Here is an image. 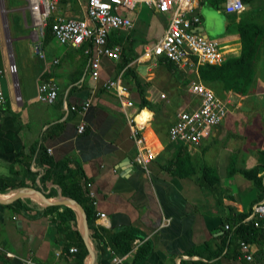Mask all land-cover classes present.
I'll list each match as a JSON object with an SVG mask.
<instances>
[{
    "label": "crops",
    "instance_id": "1",
    "mask_svg": "<svg viewBox=\"0 0 264 264\" xmlns=\"http://www.w3.org/2000/svg\"><path fill=\"white\" fill-rule=\"evenodd\" d=\"M224 3L225 0H200L196 10L200 24L196 31L207 38L232 39L233 49L237 51L240 44L235 22L244 14L263 9L264 0H241L243 8L239 13H226ZM27 12L32 24L28 9ZM57 14L82 17L78 5L70 0L61 1ZM128 15L133 27L117 32L118 43L111 42L125 49L122 54L128 63L118 68L123 61L122 54L115 61L102 58L97 81L91 80L86 72L84 47H63L52 36L46 40L43 33L40 37L36 33L44 54V59H39L33 51L35 28H0L1 87L5 98L0 107V178L25 186L0 194V198L30 189L46 194L54 188L50 179H42L47 167L37 155L44 150L53 163L66 162L68 167L76 164L82 170V179L92 183L95 213L106 216L103 227L111 230L134 228L141 237V240L135 239L139 245L143 241L150 243L152 251L143 264H177L180 258H188L186 252L190 249H200L205 244L210 252L221 250L217 257L204 264H264L263 239H257V244L247 243L258 248L251 262L239 256V242L233 240V236H228L226 242L224 239L228 231L225 226L229 227L227 221L232 220L233 226L240 214H246L241 220L246 223L243 221L248 218L251 207L263 196L264 171L256 174L259 184L247 183L238 176L240 170L255 167L257 156L249 160L242 148L239 152H225L220 173L216 159H209L211 165L207 160L203 162L208 151L204 141L215 143L213 137L219 126L197 146L173 144L167 133H163L165 144L161 143L153 123L164 119L169 126L172 119L169 123L168 115L173 118V113L190 101L186 92L188 81L202 82L196 69L191 70L194 76L190 80L191 77L185 78L188 69H172L162 58H139L144 44L152 45L164 34L168 22L166 15L139 4ZM10 62L16 66L15 77L8 74ZM126 69L134 76L126 77ZM119 76L136 110H147L151 114L143 131L146 144L155 154L148 174L134 163L135 148L119 101L103 87L106 80ZM47 80L56 84L58 94L50 105L36 98L38 84ZM13 83H17V89L13 88ZM214 91L230 103L229 98H240L246 111L264 109V57L246 96L225 93L220 85H215ZM16 96L20 97L18 101H15ZM143 98L150 109H139ZM86 102L89 105L81 114L63 108L64 105L78 107ZM81 121L86 126L85 132L77 134L76 127ZM260 145L259 150H262L264 139ZM178 153L183 159L179 174L192 173L187 178L174 174L173 160ZM204 167L212 168L217 179H204ZM95 223L100 224L97 218ZM64 247L49 216L32 219L15 212L7 204H0V264H24L26 261L77 264L71 254L64 252Z\"/></svg>",
    "mask_w": 264,
    "mask_h": 264
},
{
    "label": "built area",
    "instance_id": "2",
    "mask_svg": "<svg viewBox=\"0 0 264 264\" xmlns=\"http://www.w3.org/2000/svg\"><path fill=\"white\" fill-rule=\"evenodd\" d=\"M26 1L32 25L44 28L49 24L50 34L60 46L84 47L83 53L87 58L86 72L93 81L99 78L102 58L115 61L122 54V46L112 44L110 36L114 32L129 31L133 27L128 13L137 4L164 14L168 18L162 37L152 45L144 44L140 59L156 60L164 57L173 62L177 68L195 70L200 65H219L225 60L227 54L234 51V40L227 37L207 38L196 31L200 24V16L196 11L200 0H70L78 5L79 11L82 12L81 18L58 15V7L62 0ZM242 8L241 0H225L224 11L226 13H239ZM33 51L39 59H44L43 47L37 36ZM8 74L12 77L17 74L13 62L8 64ZM2 77L3 72L0 69V107L5 101L1 87ZM12 86L14 89L18 87L17 83H13ZM103 87L119 101L135 148L134 163L141 171L148 174L149 164L154 160L155 154L153 149L146 144L143 135L146 121L140 125L135 122L134 118L140 111H137L129 100V90L120 76L114 80H106ZM36 92L37 101L49 105L56 101L58 95L57 86L51 80L39 83ZM186 92L190 101L173 114L167 129V136L173 144L187 147L197 146L211 135V132L229 113L230 102L217 96L198 81H189L186 85ZM19 99L20 97L16 96L15 101ZM88 105L86 102L78 107L68 108L64 105L63 108L65 111L81 114ZM85 128L83 121L79 122L76 133L83 134ZM85 189L87 196L95 199L91 182L85 183ZM96 217L100 223L96 224L103 226L106 222L105 214L99 213ZM243 222H250L254 228L264 229V193L261 200L251 207L248 218ZM225 228L229 227L225 226ZM132 244V249L123 256L113 253L110 264H124L129 261L139 246V241L134 240ZM238 249L239 256L248 262L253 261L258 250L255 245L243 241L239 242ZM68 253H77V248L69 247ZM24 264L31 263L26 261Z\"/></svg>",
    "mask_w": 264,
    "mask_h": 264
},
{
    "label": "trees",
    "instance_id": "3",
    "mask_svg": "<svg viewBox=\"0 0 264 264\" xmlns=\"http://www.w3.org/2000/svg\"><path fill=\"white\" fill-rule=\"evenodd\" d=\"M234 20L233 22H235ZM235 23L239 36V50L227 54L225 60L219 65L197 66L196 74L198 79L213 91L215 85H220L223 92H231L244 97L255 77L259 62L264 57V8L255 9L242 15L239 17V21ZM43 34L46 40L52 38L49 24L44 27ZM124 50L123 48V54ZM123 54V61L118 67L119 69H122L128 63L127 57ZM162 59L172 69L177 67L166 58L162 57ZM125 76L129 78L134 76V74L130 69H126ZM215 94L223 98L216 92ZM138 107L139 109L151 108L144 98L141 99ZM156 114L155 112V116ZM153 129L161 143L165 144L163 133H167L168 125L165 124L164 119H160L156 124L153 123ZM31 154H33L32 151ZM180 156L181 154H176L173 160V164L176 166L174 174L179 178H187L192 173L179 174V166L183 163V159ZM37 157H39L41 164L47 167L43 172L45 174H43L42 179H50L51 183L54 184V188L49 190L45 197L56 199L59 195L60 197L74 200L83 208L87 219L88 238L95 255L93 264H110L113 253L123 256L132 249V243L135 239L141 240L139 232L134 228L111 230L95 223L97 218L94 210L95 199L87 196L85 189L87 181L82 179L84 175L76 164L68 167L66 162L53 163L50 158L46 157L44 150H41ZM202 171L204 179H217L212 168L204 167ZM258 171H264V148L257 152V164L254 168L247 171L240 170L239 172L248 180L259 184L260 178L256 176ZM209 174L212 175L208 177ZM208 183L214 185L211 181ZM19 188H25V186L23 184L15 185L0 178V194H7ZM7 206L15 212L32 219L40 216H49L50 220L56 225L57 235L64 243V252L68 253V248L71 246L76 247L77 253L71 254V257L75 258L77 264H85L88 253L77 228L76 214L72 209L60 206L43 207L28 198L17 199L7 204ZM60 208L62 209L61 211H59ZM244 217H246V214H240L237 222H233V226L232 220L227 221L229 228L227 234L224 235L225 242L228 236H233L232 239L236 240V242L244 241L251 244H257L259 239L264 240V229L254 228L250 222L242 223L241 220ZM220 250L221 248L217 252H210L206 244L200 249L192 248L186 252L188 258H180L177 264H204L206 260L217 257L220 254ZM151 251L150 243L143 241L137 247L131 261H127L124 264H143L151 254ZM193 256L196 257L195 260L192 259Z\"/></svg>",
    "mask_w": 264,
    "mask_h": 264
},
{
    "label": "rangeland",
    "instance_id": "4",
    "mask_svg": "<svg viewBox=\"0 0 264 264\" xmlns=\"http://www.w3.org/2000/svg\"><path fill=\"white\" fill-rule=\"evenodd\" d=\"M27 9L26 0H0V28H15V26L16 28H35L36 32L34 36L37 33L40 37L43 33V28L31 24ZM9 31L10 29L8 33L9 37H11L12 35ZM110 40L111 42L118 43L117 32L112 33ZM3 42L6 44V40H3ZM178 70L180 71V69ZM185 74V78L191 77L190 80L194 76V73L190 69L186 70ZM229 100L231 101L229 113L218 125L219 128L216 131V136L213 137L215 143H210V140L204 141V146L208 147V151L203 156L205 158L203 162L209 161L207 163L211 165L212 163L209 159H216L215 165H218V173L221 170L220 164L223 163L224 165L225 163L222 157L225 156V152H239L238 150L242 148V152L248 156V159L254 160L257 156V151L261 147L260 142L264 139V109L246 111L244 101L240 98L231 97ZM171 119L172 116L168 115L167 120H169V123ZM218 158L221 160L220 162H218ZM240 174L238 176L242 180H246L247 183L251 182Z\"/></svg>",
    "mask_w": 264,
    "mask_h": 264
},
{
    "label": "water",
    "instance_id": "5",
    "mask_svg": "<svg viewBox=\"0 0 264 264\" xmlns=\"http://www.w3.org/2000/svg\"><path fill=\"white\" fill-rule=\"evenodd\" d=\"M20 198L31 199L43 207L60 206V207H68L72 209L76 214L78 230L81 235L82 241L87 249V253H88L87 264H93L95 255L90 240L88 238L86 215L83 208L77 202L69 198L60 197L59 195L57 196L56 199L47 198L45 197L44 193L30 189V190H22L20 192L13 193L6 198H0V204H9Z\"/></svg>",
    "mask_w": 264,
    "mask_h": 264
},
{
    "label": "bare ground",
    "instance_id": "6",
    "mask_svg": "<svg viewBox=\"0 0 264 264\" xmlns=\"http://www.w3.org/2000/svg\"><path fill=\"white\" fill-rule=\"evenodd\" d=\"M151 116L150 112L147 110H143L142 112L138 113V115L134 118L135 122L137 124H143L144 121H146L147 118Z\"/></svg>",
    "mask_w": 264,
    "mask_h": 264
}]
</instances>
